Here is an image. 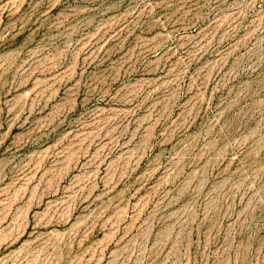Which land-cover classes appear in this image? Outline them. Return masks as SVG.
Returning <instances> with one entry per match:
<instances>
[{
  "label": "rangeland",
  "instance_id": "rangeland-1",
  "mask_svg": "<svg viewBox=\"0 0 264 264\" xmlns=\"http://www.w3.org/2000/svg\"><path fill=\"white\" fill-rule=\"evenodd\" d=\"M0 264H264V0H0Z\"/></svg>",
  "mask_w": 264,
  "mask_h": 264
}]
</instances>
